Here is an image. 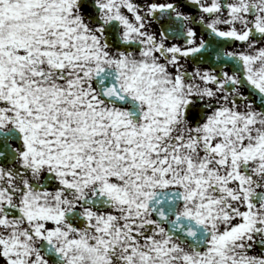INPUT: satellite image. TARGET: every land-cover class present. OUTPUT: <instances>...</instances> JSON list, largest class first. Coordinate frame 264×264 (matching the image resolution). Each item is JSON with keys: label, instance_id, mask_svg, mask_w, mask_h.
<instances>
[{"label": "snow or ice", "instance_id": "snow-or-ice-1", "mask_svg": "<svg viewBox=\"0 0 264 264\" xmlns=\"http://www.w3.org/2000/svg\"><path fill=\"white\" fill-rule=\"evenodd\" d=\"M0 264H264V0H0Z\"/></svg>", "mask_w": 264, "mask_h": 264}]
</instances>
